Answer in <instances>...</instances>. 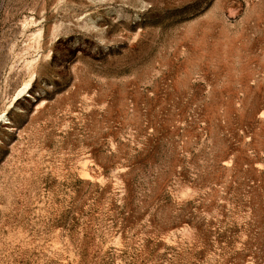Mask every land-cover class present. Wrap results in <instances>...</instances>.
<instances>
[{
	"label": "rangeland",
	"instance_id": "obj_1",
	"mask_svg": "<svg viewBox=\"0 0 264 264\" xmlns=\"http://www.w3.org/2000/svg\"><path fill=\"white\" fill-rule=\"evenodd\" d=\"M0 264H264V0H0Z\"/></svg>",
	"mask_w": 264,
	"mask_h": 264
}]
</instances>
